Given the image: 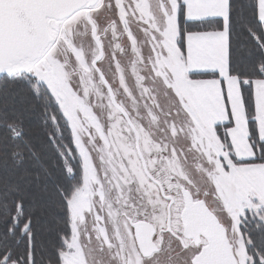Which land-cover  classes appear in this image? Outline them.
I'll return each instance as SVG.
<instances>
[{
	"label": "snow or ice",
	"instance_id": "6c2138e0",
	"mask_svg": "<svg viewBox=\"0 0 264 264\" xmlns=\"http://www.w3.org/2000/svg\"><path fill=\"white\" fill-rule=\"evenodd\" d=\"M0 264H264V0H0Z\"/></svg>",
	"mask_w": 264,
	"mask_h": 264
}]
</instances>
